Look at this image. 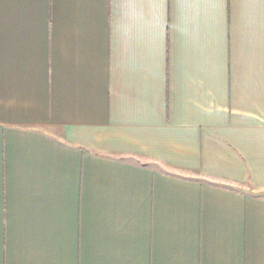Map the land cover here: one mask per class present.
Here are the masks:
<instances>
[{"label":"crops","instance_id":"obj_1","mask_svg":"<svg viewBox=\"0 0 264 264\" xmlns=\"http://www.w3.org/2000/svg\"><path fill=\"white\" fill-rule=\"evenodd\" d=\"M0 264H264V0H0Z\"/></svg>","mask_w":264,"mask_h":264}]
</instances>
